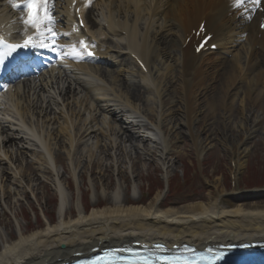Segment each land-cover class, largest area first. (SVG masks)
<instances>
[{"label": "bare ground", "instance_id": "6f19581e", "mask_svg": "<svg viewBox=\"0 0 264 264\" xmlns=\"http://www.w3.org/2000/svg\"><path fill=\"white\" fill-rule=\"evenodd\" d=\"M69 1L56 0L53 8L57 14L54 25L59 33L57 42L68 48L64 53L69 54L63 53L51 70L31 80H21L0 97L3 102L0 103V195L4 204L10 209L12 198L25 197L26 192H22L25 187L36 200L39 190L52 182L63 201L57 211L58 222L52 224L47 220L44 230L30 234L21 229L9 233L0 242V264L70 262L77 253L87 255L96 247L113 248L133 242L162 241L170 247L189 243L203 249L208 245L264 241V210L227 209L219 203L204 202L162 209L159 197L144 206L138 203L140 197L135 196L137 203L130 204L120 196L119 190L112 194L110 206L99 208L100 202H96L89 212L66 209L70 203L69 199L65 200L69 186L63 181V172L62 175L54 172V167L61 164L73 176L83 177L90 170L102 180L114 168L124 178L125 171L117 166L124 163L128 151L142 155L141 162H161L169 169L173 152L167 143L182 137L183 122L193 134L199 97L205 100L207 113L225 108L226 103L229 111L242 106L245 112L250 98L253 104H259L261 94L264 96V28L261 29L264 3L252 10L255 13L250 16L237 13L241 9L232 13L233 0H98L92 7L85 2L83 16L86 15L85 21L93 31L91 38L95 34L106 41L128 43L132 52L151 69L148 76L135 72L137 77L133 80L124 70L108 66L124 60L131 64L120 48L111 63L100 65L83 63L81 55L71 54L72 46L77 52L79 48L65 25ZM8 13H12L9 0H0V19L7 26L11 22ZM202 22L206 23L207 31H216L219 37L215 35L221 48L216 64H208L207 54L194 55L193 39L183 48L192 29ZM172 36L177 39L168 42ZM102 53L111 58L108 47ZM158 59L162 63L159 69ZM261 61L262 66L255 71L254 67ZM154 70L159 75L157 82ZM254 71L250 79L248 76ZM240 76H247L242 83ZM238 93L243 96L238 101L240 106L233 103ZM171 94L169 107L165 99ZM137 115L148 119L158 131L155 142L150 138L151 126L141 122ZM241 118L249 121L244 115ZM204 133L209 137L210 129L205 128ZM35 142L46 154L38 150ZM28 154L33 161L28 159ZM22 161L26 170L20 166ZM131 167L129 172L134 170L133 164ZM41 173L48 177L41 178ZM18 178L25 187L18 183ZM1 211L0 220L8 219L7 211Z\"/></svg>", "mask_w": 264, "mask_h": 264}, {"label": "rangeland", "instance_id": "374dc122", "mask_svg": "<svg viewBox=\"0 0 264 264\" xmlns=\"http://www.w3.org/2000/svg\"><path fill=\"white\" fill-rule=\"evenodd\" d=\"M171 97L172 94L165 99L169 107L172 104V100H169ZM240 97L243 100L242 94L235 96L234 105H241L238 103L241 101ZM198 99L193 134L183 122L182 137L177 138V142L171 139L167 143L169 150L173 152L169 169L164 168L161 162H141L144 157L135 155L134 151H128L124 163L117 166L125 171L127 176L124 178L120 177V173H116L114 168L102 180L94 177L90 170L86 171L83 177H78L68 172L66 165H58L57 172L61 175L64 173L63 181L69 186V190L66 187V195L70 203L65 206L66 209L89 212L96 202H100L99 208L110 206L112 194L119 190L120 196H124L130 204L137 203L134 201L135 196L140 197L138 203L144 206L155 202L159 197L163 200L160 205L162 209L182 208L204 202L219 203L227 209L242 207L248 211L264 210V96L261 94L259 104H253L252 98L247 100L245 112L242 106L241 109L234 108L229 111L226 103L225 108L219 107L215 113H207L205 100L200 97ZM180 102L181 96L178 101L181 114ZM242 115L249 118V121H243ZM205 128L210 129L209 137L204 133ZM171 135L169 136L173 138ZM28 159L34 160L31 154H28ZM132 164L137 172H129ZM239 164H242L241 168ZM20 166L26 170L24 161ZM12 169L10 167V170ZM45 176L48 177L46 174H40L41 178L46 179ZM18 183L25 187L20 178ZM25 188H22V192H26V196L12 198L13 206L10 209L5 206L0 195V213L2 209L8 213V219L0 220V242L5 241L9 233H17L20 229L30 234L44 230L47 220H51L52 224L58 222L57 211L60 202L53 183L49 182L47 187L40 189L36 200L29 189ZM250 188L261 189L260 194L255 197L248 196L247 190Z\"/></svg>", "mask_w": 264, "mask_h": 264}, {"label": "snow or ice", "instance_id": "6c2138e0", "mask_svg": "<svg viewBox=\"0 0 264 264\" xmlns=\"http://www.w3.org/2000/svg\"><path fill=\"white\" fill-rule=\"evenodd\" d=\"M9 2L13 8L23 7L26 12V17H21L23 32L26 34L31 29L33 34L24 35L20 43H8L5 37L0 36V65H3L5 60L12 57L13 53L19 49L45 48L60 55L59 49L64 46L57 43L59 33L54 28L56 23L53 16L55 0H20V3L9 0ZM262 3H264V0H233L232 6L247 11L246 6L251 5L254 11ZM16 35H21V33L17 32ZM79 44L87 51L88 45L84 40H80ZM71 54L76 57L82 55V53L76 51L75 46H72ZM88 55H92V53L88 52ZM156 259L159 260L160 264H199V261H191L182 257L164 256ZM202 259L206 261V264H216V261L223 259V256L217 253L202 257ZM89 264H154V260L149 256H138L137 259L131 260L117 255L115 252H105L103 255L95 257Z\"/></svg>", "mask_w": 264, "mask_h": 264}]
</instances>
